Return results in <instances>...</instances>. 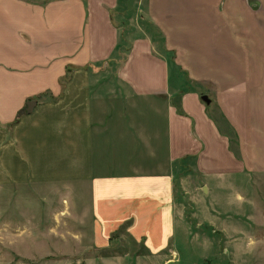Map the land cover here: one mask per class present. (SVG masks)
I'll return each instance as SVG.
<instances>
[{
	"label": "crops",
	"instance_id": "obj_1",
	"mask_svg": "<svg viewBox=\"0 0 264 264\" xmlns=\"http://www.w3.org/2000/svg\"><path fill=\"white\" fill-rule=\"evenodd\" d=\"M262 186L264 0H0V221L176 255L182 205Z\"/></svg>",
	"mask_w": 264,
	"mask_h": 264
},
{
	"label": "rangeland",
	"instance_id": "obj_2",
	"mask_svg": "<svg viewBox=\"0 0 264 264\" xmlns=\"http://www.w3.org/2000/svg\"><path fill=\"white\" fill-rule=\"evenodd\" d=\"M226 194L222 192L219 212L211 199L182 205L177 254L156 257L124 234L114 237L109 249H94L81 236V224L54 214L56 205L41 213L34 207L31 216L36 218L22 220V201L12 198L8 200L12 219L0 221V229L11 228L16 236L6 232L0 237V264H264V186L255 189L252 206L239 201L236 191ZM61 202L58 198L57 205ZM25 226H31L32 236L21 232Z\"/></svg>",
	"mask_w": 264,
	"mask_h": 264
},
{
	"label": "water",
	"instance_id": "obj_3",
	"mask_svg": "<svg viewBox=\"0 0 264 264\" xmlns=\"http://www.w3.org/2000/svg\"><path fill=\"white\" fill-rule=\"evenodd\" d=\"M32 106H34V103L28 104V110H27V112H30L32 110Z\"/></svg>",
	"mask_w": 264,
	"mask_h": 264
}]
</instances>
